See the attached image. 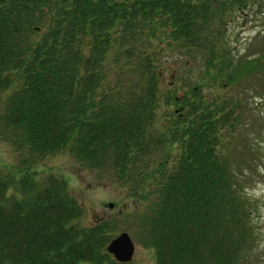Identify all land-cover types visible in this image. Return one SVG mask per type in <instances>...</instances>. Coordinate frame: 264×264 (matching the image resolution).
Returning <instances> with one entry per match:
<instances>
[{
    "label": "trees",
    "instance_id": "1",
    "mask_svg": "<svg viewBox=\"0 0 264 264\" xmlns=\"http://www.w3.org/2000/svg\"><path fill=\"white\" fill-rule=\"evenodd\" d=\"M257 4L0 0V140L21 155L18 174L0 175V264H133L107 250L115 219L85 222L68 181L33 169L65 153L139 202L136 235L155 264H254L231 153L248 146L241 83L264 95V47L234 53L228 26ZM173 49L202 62L182 94L163 89Z\"/></svg>",
    "mask_w": 264,
    "mask_h": 264
},
{
    "label": "rangeland",
    "instance_id": "2",
    "mask_svg": "<svg viewBox=\"0 0 264 264\" xmlns=\"http://www.w3.org/2000/svg\"><path fill=\"white\" fill-rule=\"evenodd\" d=\"M247 10L250 11L237 14L228 26L232 51L240 56L245 52H258L264 47V5L249 6ZM165 59L163 89L182 94L193 86L202 62L175 49L166 51ZM261 78L264 80V72ZM250 82V79L244 80L238 89L239 96L247 100L241 121L248 146L235 144L231 154L244 170L243 185L252 200L255 232L252 234L254 249L251 260L254 264H264V95L261 98L257 96L256 91L250 89ZM20 156L10 143L0 140V175L18 174ZM33 169L58 174L68 181L86 208L85 222L94 224L95 216L99 215L103 219L116 220L119 226L117 234L128 231L136 243L134 264H155L154 257L149 258L148 247L143 246L136 235L135 210L139 202L128 198L111 175L92 171L67 153L39 160ZM36 178L39 179V175ZM10 192L11 189L8 190ZM110 202H114L112 208L109 207ZM150 252L153 253V249Z\"/></svg>",
    "mask_w": 264,
    "mask_h": 264
},
{
    "label": "water",
    "instance_id": "3",
    "mask_svg": "<svg viewBox=\"0 0 264 264\" xmlns=\"http://www.w3.org/2000/svg\"><path fill=\"white\" fill-rule=\"evenodd\" d=\"M109 206L113 207L114 202H110ZM107 250L118 261L130 262L133 260L136 251V243L128 231H122L109 243Z\"/></svg>",
    "mask_w": 264,
    "mask_h": 264
},
{
    "label": "flooded vegetation",
    "instance_id": "4",
    "mask_svg": "<svg viewBox=\"0 0 264 264\" xmlns=\"http://www.w3.org/2000/svg\"><path fill=\"white\" fill-rule=\"evenodd\" d=\"M106 205V204H105ZM110 207V206H109ZM110 208H112V207H110ZM95 221L97 222V221H100V220H102L103 218H102V216H99V215H97V216H95ZM148 250V252H149V254H150V256H149V258H153L154 257V255H153V253L152 252H150V250H151V248H148L147 249ZM135 255V254H134ZM154 259V258H153ZM134 260V259H133ZM131 263H133V261H131ZM134 264V263H133Z\"/></svg>",
    "mask_w": 264,
    "mask_h": 264
}]
</instances>
